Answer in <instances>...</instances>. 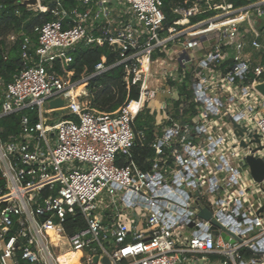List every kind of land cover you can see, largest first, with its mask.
I'll return each mask as SVG.
<instances>
[{
	"label": "built area",
	"instance_id": "2783aa9c",
	"mask_svg": "<svg viewBox=\"0 0 264 264\" xmlns=\"http://www.w3.org/2000/svg\"><path fill=\"white\" fill-rule=\"evenodd\" d=\"M65 1H21L52 18L35 39L0 36L22 62L0 71V264H264V179L247 160H264V0H183L172 22L163 0ZM81 44L114 61L74 76ZM117 66L140 100L99 110L89 82ZM143 109L147 168L132 154Z\"/></svg>",
	"mask_w": 264,
	"mask_h": 264
},
{
	"label": "trees",
	"instance_id": "16d2710c",
	"mask_svg": "<svg viewBox=\"0 0 264 264\" xmlns=\"http://www.w3.org/2000/svg\"><path fill=\"white\" fill-rule=\"evenodd\" d=\"M23 0H0V36L11 30H23L28 34L32 33V28L42 23L45 20L52 18L51 13L35 14L27 10ZM77 0H66L67 5H74ZM183 0H163V9L166 14L167 22H172L177 15L173 13V8ZM19 10L20 15L17 14ZM35 39V36L31 34ZM21 41V39H20ZM2 40L0 39V71L11 72L16 67H21V57L19 51V42L15 48L10 52L9 59L4 60L2 56ZM106 54L108 62L114 61L113 56L110 54L108 47L86 46L81 44L74 52V62L70 66H66L65 70L74 69V76H79L82 72H93L95 65L100 61L101 56ZM57 69H60V62L57 61ZM89 88L92 90V106L102 111H114L120 107L127 99L128 102L135 106L140 100V91L136 87H132L128 91L126 84L123 80V68L117 66L110 69L102 75L92 78L89 82ZM17 120V117H10L3 120V124L12 123ZM155 115L149 113L147 110H142L134 119V129L137 134L136 143L133 147V158L143 168H147L150 162L147 158H152L155 155V150L151 147L150 143L155 137ZM15 126L12 128L14 129ZM12 131V130H10ZM144 131L145 138L139 137V132ZM122 164L123 161L117 162ZM77 258L74 257V259ZM71 260V261H74ZM67 262H70L67 260ZM68 264V263H66Z\"/></svg>",
	"mask_w": 264,
	"mask_h": 264
},
{
	"label": "water",
	"instance_id": "95a60500",
	"mask_svg": "<svg viewBox=\"0 0 264 264\" xmlns=\"http://www.w3.org/2000/svg\"><path fill=\"white\" fill-rule=\"evenodd\" d=\"M32 1L34 2L35 0H32ZM259 88L264 91V85H260ZM63 104H64L63 98H58L50 102L51 107L61 106ZM247 160H248L252 174L255 177V179L257 181H262L264 179V160L261 158H256L252 155H249L247 157ZM261 210H263V207L261 208ZM199 214L206 218H210L212 215L211 212L207 209H202ZM214 223L217 224L215 220H214Z\"/></svg>",
	"mask_w": 264,
	"mask_h": 264
},
{
	"label": "rangeland",
	"instance_id": "374dc122",
	"mask_svg": "<svg viewBox=\"0 0 264 264\" xmlns=\"http://www.w3.org/2000/svg\"><path fill=\"white\" fill-rule=\"evenodd\" d=\"M49 107L50 106H49L48 103H46L45 106H44V108H49ZM62 113H63L62 111H55L52 115H54L56 119H59L61 117ZM258 197L261 198V195H259V196L258 195H255L254 196V199L256 200Z\"/></svg>",
	"mask_w": 264,
	"mask_h": 264
},
{
	"label": "bare ground",
	"instance_id": "6f19581e",
	"mask_svg": "<svg viewBox=\"0 0 264 264\" xmlns=\"http://www.w3.org/2000/svg\"><path fill=\"white\" fill-rule=\"evenodd\" d=\"M82 90H84V84L80 85V86L78 87V89L76 90V92L78 93V92H81ZM78 254H80V253H79V252H75V253H73V254H70V255L68 256V261L73 260L74 257H76Z\"/></svg>",
	"mask_w": 264,
	"mask_h": 264
}]
</instances>
